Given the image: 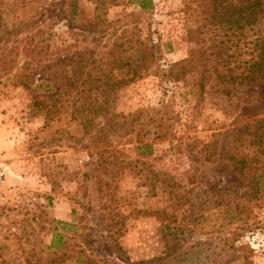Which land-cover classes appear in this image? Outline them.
<instances>
[{
	"label": "rangeland",
	"instance_id": "rangeland-1",
	"mask_svg": "<svg viewBox=\"0 0 264 264\" xmlns=\"http://www.w3.org/2000/svg\"><path fill=\"white\" fill-rule=\"evenodd\" d=\"M114 1L98 18L95 0H0V264H264V154L233 138L264 117V79L228 94L215 80L243 69L264 16L230 36L223 66L207 0ZM123 33L157 58L119 84ZM192 47L210 58L170 79Z\"/></svg>",
	"mask_w": 264,
	"mask_h": 264
},
{
	"label": "trees",
	"instance_id": "trees-1",
	"mask_svg": "<svg viewBox=\"0 0 264 264\" xmlns=\"http://www.w3.org/2000/svg\"><path fill=\"white\" fill-rule=\"evenodd\" d=\"M137 5L146 10L151 8L153 5V0H134ZM95 10H97V17H99V9L105 7L108 2H115L114 0H95ZM206 6V12L208 13L209 23L212 24L213 28L216 31V39L212 46V51L209 55H214L213 59L215 64L222 62L223 66H227L229 63L228 59L224 56L226 52L227 42L230 40V36L243 35L246 31L250 30L252 26L256 23L257 19L264 16V0H244L241 2H234L233 0H207L204 4ZM192 29L189 31V40L190 41H199L197 37L196 30ZM127 38L123 33L120 38ZM151 40V39H150ZM252 49L250 52V57L243 62V69L235 73L236 68L240 67L237 65L234 68L229 67L227 73H218L215 80L216 84L219 86V89L222 92L228 94L230 89L224 83H254L264 79V38L261 39H252ZM126 43L130 46L124 51L131 49V55L125 57L121 55V51L118 52L121 65H128L134 63L132 71L127 77H122L117 82L119 84H126L134 80L137 76H140V72L143 68L147 67L149 62H153L157 58L156 54V45L153 40L149 43H146L143 39L139 37L127 38L124 41L116 44L118 46H124ZM125 48V47H124ZM209 55H205V51L199 53V50L196 47H192L189 50V54L186 58L179 61L173 62L168 69L167 76L172 80L184 79L188 73L196 72L200 69L199 58L208 60ZM211 60V59H210ZM214 65L215 69L217 66ZM129 71V69H128ZM204 75L199 79L200 82L198 86L204 88ZM208 78V77H207ZM210 78V77H209ZM48 89L51 87L47 84ZM90 108V106H89ZM91 109V108H90ZM83 109L80 110V112ZM212 136V135H211ZM247 137L251 144L257 145V150L264 154V117L254 119L252 122H248L239 127L234 133V140L237 141L240 138ZM215 145L216 142L208 141L203 144V151H206L205 159L211 160L212 155L215 154ZM148 146V145H145ZM227 159L230 162L234 171H236L240 176H247V169L250 164V161L246 157H237L232 153L227 155ZM253 182L250 187L249 194H253L259 191L258 179L251 178L249 179ZM250 185V184H249Z\"/></svg>",
	"mask_w": 264,
	"mask_h": 264
},
{
	"label": "built area",
	"instance_id": "built-area-1",
	"mask_svg": "<svg viewBox=\"0 0 264 264\" xmlns=\"http://www.w3.org/2000/svg\"><path fill=\"white\" fill-rule=\"evenodd\" d=\"M7 170V166L0 162V203H2L5 198L4 183L7 175Z\"/></svg>",
	"mask_w": 264,
	"mask_h": 264
}]
</instances>
